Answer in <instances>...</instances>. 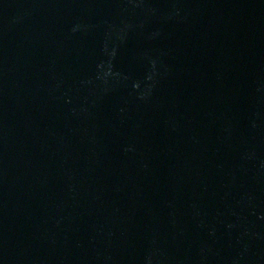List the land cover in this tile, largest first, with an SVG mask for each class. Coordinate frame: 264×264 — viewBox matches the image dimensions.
Returning a JSON list of instances; mask_svg holds the SVG:
<instances>
[{"label":"water","instance_id":"1","mask_svg":"<svg viewBox=\"0 0 264 264\" xmlns=\"http://www.w3.org/2000/svg\"><path fill=\"white\" fill-rule=\"evenodd\" d=\"M0 264H264V0H0Z\"/></svg>","mask_w":264,"mask_h":264}]
</instances>
